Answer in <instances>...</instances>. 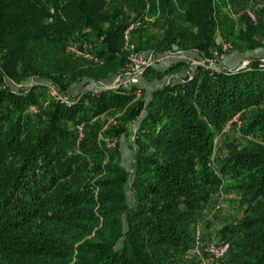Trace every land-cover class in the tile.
<instances>
[{"label":"trees","instance_id":"trees-1","mask_svg":"<svg viewBox=\"0 0 264 264\" xmlns=\"http://www.w3.org/2000/svg\"><path fill=\"white\" fill-rule=\"evenodd\" d=\"M204 263L264 264V0H0V264Z\"/></svg>","mask_w":264,"mask_h":264},{"label":"rangeland","instance_id":"rangeland-1","mask_svg":"<svg viewBox=\"0 0 264 264\" xmlns=\"http://www.w3.org/2000/svg\"><path fill=\"white\" fill-rule=\"evenodd\" d=\"M228 44L227 42H224L223 41V44ZM227 51H224L221 55H219L218 59L221 60L222 62H225V63H228L230 65H241L242 63L246 62L245 59V55L243 54H240V53H236V52H229V53H226ZM216 57V55H214ZM152 57L154 58L153 59V62H152V67H157V68H163L167 65H169L171 62H174L176 60H185L187 61V64H188V69L191 70L194 65L196 64H203L204 63V59L200 58L198 55H196L195 53H184V52H181V51H172V52H168V53H160V54H155V55H152ZM214 58L213 57H209L207 59V64L206 66H211L212 65V62H213ZM145 71V69H144ZM142 73L140 79H139V85L138 87L140 88H143L145 90H147V93L150 92V90H152L153 88L159 86L162 82H163V78H156V79H152L150 80L149 79V76L146 75L145 73ZM151 71V70H149ZM146 72V73H149ZM186 71H182L181 73H179L180 75L185 73ZM174 76L176 75H166L165 78L167 80H170L172 78H174ZM116 76H114L112 78L111 81L107 82L106 83V87H109L112 82L115 80ZM104 86V87H105ZM16 87V86H15ZM76 92V91H75ZM51 94L52 95H55V96H59L57 94V92L53 89L51 90ZM140 95V91L139 90H136V96H139ZM109 123H116V116H111V117H108L107 119V122L106 124H109ZM131 128L132 125H131ZM230 134L232 133V135L235 134V136H239L238 133H233V132H229ZM242 137V136H241ZM233 138V136H219V135H216L215 136V147L219 146L221 143L225 142V141H228V140H231ZM239 138V137H238ZM243 139H246V138H243ZM116 140V137L113 139V143L115 142ZM133 140V136L131 134H128L126 136H120L118 138V142H119V146L121 148V151H123V156L124 158L127 160L130 155H131V151H130V148H129V144L130 142H132ZM206 264V263H204Z\"/></svg>","mask_w":264,"mask_h":264},{"label":"built area","instance_id":"built-area-1","mask_svg":"<svg viewBox=\"0 0 264 264\" xmlns=\"http://www.w3.org/2000/svg\"><path fill=\"white\" fill-rule=\"evenodd\" d=\"M133 25L135 24H131L124 31V36H126L128 29L131 28ZM227 46L228 44L224 43L222 45V50H226ZM75 51L80 53L78 50ZM153 59L154 58L150 54L144 55V54H138L136 52H131L128 55L125 73L123 75L116 76L115 80L112 82L110 87L112 88L128 87L131 84L138 83L144 69L152 65ZM227 245L228 243L226 241H220L217 244H209L207 249L212 256L217 257L223 254V252L227 248Z\"/></svg>","mask_w":264,"mask_h":264},{"label":"water","instance_id":"water-1","mask_svg":"<svg viewBox=\"0 0 264 264\" xmlns=\"http://www.w3.org/2000/svg\"><path fill=\"white\" fill-rule=\"evenodd\" d=\"M245 63V62H244ZM243 64V63H242Z\"/></svg>","mask_w":264,"mask_h":264}]
</instances>
